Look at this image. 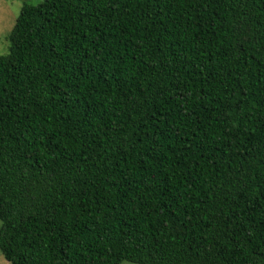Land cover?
<instances>
[{
	"label": "trees",
	"instance_id": "1",
	"mask_svg": "<svg viewBox=\"0 0 264 264\" xmlns=\"http://www.w3.org/2000/svg\"><path fill=\"white\" fill-rule=\"evenodd\" d=\"M8 38L10 264H264V0L25 1Z\"/></svg>",
	"mask_w": 264,
	"mask_h": 264
},
{
	"label": "rangeland",
	"instance_id": "2",
	"mask_svg": "<svg viewBox=\"0 0 264 264\" xmlns=\"http://www.w3.org/2000/svg\"><path fill=\"white\" fill-rule=\"evenodd\" d=\"M25 1L38 3L41 0H0V54L8 51V35L13 28ZM2 221L0 220V228ZM0 264H10L0 249ZM121 264H138L131 261H123Z\"/></svg>",
	"mask_w": 264,
	"mask_h": 264
}]
</instances>
